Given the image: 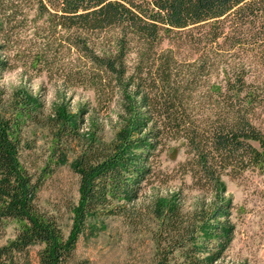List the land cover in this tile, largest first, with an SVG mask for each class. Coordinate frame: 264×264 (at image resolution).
<instances>
[{
	"label": "rangeland",
	"instance_id": "1",
	"mask_svg": "<svg viewBox=\"0 0 264 264\" xmlns=\"http://www.w3.org/2000/svg\"><path fill=\"white\" fill-rule=\"evenodd\" d=\"M35 15V7L26 6L3 24L0 58L7 66L0 72V88L9 108L26 100L25 96L38 106L40 118H29L24 130L21 160L30 171L46 173L39 205L58 218L67 236L80 194L79 174L74 169V151L58 146L48 128L50 121L72 117L83 108L85 122L80 131L88 133L91 127L96 131L92 126L95 123L103 139L112 144L130 111L127 90L112 88L99 95L90 84H72L76 71L89 70V79L94 71L90 63L87 69L86 59L70 44V36L79 31L98 53H109L115 51L121 29L114 25L56 28L46 16ZM254 41L251 38V52L243 54L242 60L251 63L248 80L263 81L259 90L264 95V41L260 39L252 46ZM169 52L177 61L172 79L176 83L183 79L193 81L188 88L179 89V93L184 92L183 101L176 96L173 84L166 87L161 79L163 57ZM198 55L189 45L175 40L149 43L137 33H130L126 75L134 84H130L128 92L134 96L139 90L147 95L148 105L143 111L148 123L141 131L154 130L157 136L147 151L148 174L140 184L137 198L127 201L123 212L93 220V230L87 231L77 244L76 261L155 264L157 249L167 247L163 239L167 237L168 224L163 220L178 205L185 219L199 216V220L205 218L202 224L224 223L230 228L228 244L213 264H264V166L254 165L242 153H220L214 149L210 135L218 120L216 89L223 73L215 69L211 74L190 78L195 69L191 64ZM261 108L257 123L264 128V98ZM199 153H206L217 169L218 185L205 176ZM222 209L226 212L221 214ZM20 224L15 220L8 222L0 231V245L16 237ZM42 247L38 242L29 248L28 264H39ZM24 258L19 259V264H26Z\"/></svg>",
	"mask_w": 264,
	"mask_h": 264
},
{
	"label": "trees",
	"instance_id": "2",
	"mask_svg": "<svg viewBox=\"0 0 264 264\" xmlns=\"http://www.w3.org/2000/svg\"><path fill=\"white\" fill-rule=\"evenodd\" d=\"M26 6L35 7V18L46 16L56 28L120 27L117 47L109 53H98L81 32L71 34L70 44L86 59L87 69L90 63L94 71L90 79L89 70L76 71L71 80L74 86L90 84L99 95L112 88L127 90L130 111L112 144L103 139L95 123L96 131L92 127L88 133L80 131L85 122L83 108L72 117L50 121L48 128L58 146L74 151V169L79 174L78 204L65 236L58 218L39 205L46 173L30 171L21 160L24 130L29 118H40L38 106L25 96L26 100L9 108L0 88V231L9 221L21 222L16 237L0 245V264H19L22 257L28 264L29 248L38 242L43 244L39 264H82L75 259L76 247L80 238L93 230V220L123 212L124 204L137 198L148 174L147 151L157 133L141 131L148 123L143 111L147 95L139 90L134 96L128 92L134 84L126 75L130 33L149 43L171 39L189 45L199 53L191 64L195 65L189 74L192 79L196 74L222 71L216 89L219 111L211 128L212 145L217 152L242 153L254 165L264 166V128L257 123L262 113L264 95L259 89L263 81L251 83V63L242 60L243 54L251 52V38L255 40L252 46L264 41V0H0V31ZM6 66L0 58V72ZM176 68L177 61L169 52L163 57L161 79L166 87L173 84L176 96L183 101L184 92L179 89L188 88L193 81L176 83L172 79ZM199 164L205 176L218 185L220 175L206 153H199ZM198 217L185 219L178 205L172 207L163 220L168 224L163 239L167 247L157 249L155 264H213L221 258L230 228L224 223L202 224L205 218L201 221Z\"/></svg>",
	"mask_w": 264,
	"mask_h": 264
}]
</instances>
